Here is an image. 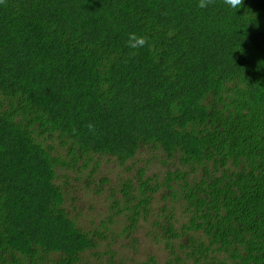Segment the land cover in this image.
Listing matches in <instances>:
<instances>
[{"label": "trees", "instance_id": "16d2710c", "mask_svg": "<svg viewBox=\"0 0 264 264\" xmlns=\"http://www.w3.org/2000/svg\"><path fill=\"white\" fill-rule=\"evenodd\" d=\"M143 151L110 221L157 195L164 264H264V0H0V264H122L58 181Z\"/></svg>", "mask_w": 264, "mask_h": 264}, {"label": "rangeland", "instance_id": "374dc122", "mask_svg": "<svg viewBox=\"0 0 264 264\" xmlns=\"http://www.w3.org/2000/svg\"><path fill=\"white\" fill-rule=\"evenodd\" d=\"M150 158V154L143 151L126 165L120 166L114 158L97 155L87 168L79 171L68 170V179L63 178L58 181L66 182L67 211L75 218L80 228L90 230L101 226L102 221L106 222V228L102 226L100 228L108 229L105 232V237L108 238L102 239L100 251L113 252L115 259L122 264L139 262L149 256L154 257L155 264H164L168 256L164 243L154 240V230L151 228L156 210L162 204L157 195L150 206V215L147 218L140 217L131 232H123V227L127 224L124 212L113 216L111 221L108 219L111 215L109 206L112 196L120 197L121 183L132 176L135 169ZM96 160L98 164L95 166ZM151 163L147 174L164 170L158 160L154 159ZM90 173H92L91 177ZM102 178H105L106 182L99 184ZM101 258L103 261L106 256L102 254ZM91 262L97 261L92 259Z\"/></svg>", "mask_w": 264, "mask_h": 264}, {"label": "clouds", "instance_id": "9594fccd", "mask_svg": "<svg viewBox=\"0 0 264 264\" xmlns=\"http://www.w3.org/2000/svg\"><path fill=\"white\" fill-rule=\"evenodd\" d=\"M211 3V0H197V7L204 9L209 6ZM224 5L228 9H234L238 10L241 8L242 0H223ZM147 42V37L142 34H136V33H129L128 39L126 41L127 46L131 49H138L142 46H144ZM89 130L93 129V125L89 123L87 125Z\"/></svg>", "mask_w": 264, "mask_h": 264}]
</instances>
